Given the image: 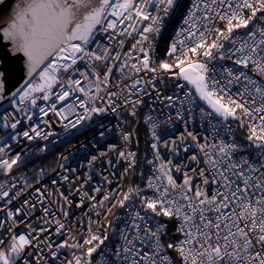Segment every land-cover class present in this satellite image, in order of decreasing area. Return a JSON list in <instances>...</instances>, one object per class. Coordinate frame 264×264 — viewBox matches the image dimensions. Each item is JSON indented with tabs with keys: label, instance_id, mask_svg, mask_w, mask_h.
<instances>
[{
	"label": "snow or ice",
	"instance_id": "6c2138e0",
	"mask_svg": "<svg viewBox=\"0 0 264 264\" xmlns=\"http://www.w3.org/2000/svg\"><path fill=\"white\" fill-rule=\"evenodd\" d=\"M153 3L154 0H19L7 20L0 17L3 20L0 23V200L4 202L0 205V212L4 213L0 217V231L4 233L0 236V264H42L49 257L55 264L61 249L82 246L66 242L53 246L50 236L44 234L55 231L63 235L70 230L55 218L57 214L52 207L59 209L64 220L69 218L72 207L84 209L85 199L95 202L91 208L106 207L109 195L97 200L87 191L82 193L85 182L93 180L91 173L70 180L68 175L57 172L50 182L54 188L45 185L35 189V202L27 197L21 200L22 189L13 191L17 188L16 174L21 166L50 153V144L59 143L49 140L56 133L41 127L51 128L52 122L44 119L49 113L61 117L63 131L68 134L66 140L74 134L73 130L79 131L84 122L91 121L92 114L113 113L121 124L126 119L125 112L137 118L138 110L146 104L144 97L152 93L139 87L142 79L133 80L126 69L137 75L142 71L157 74L162 70L169 74L168 78L183 79L194 86V93L163 94L156 87L155 78H150L155 98L148 104L150 111L144 114V123L153 130L151 148L156 160H160L158 144L177 157L189 153V138L199 147L204 159L192 153L176 164L171 159L162 161L159 168L153 160L146 161L152 165L153 172L146 180L144 173L139 172L144 187L129 186L123 198L111 202L104 213L107 219L117 205L125 209L126 214L117 218L121 221L120 228L113 230L115 243L105 244L109 240L107 234L92 232L91 224L99 222L88 218L85 227L89 238L83 244L89 247L83 264H93L94 254L99 257L95 264H264V0H195L183 19L187 30L176 33L184 35L189 43L185 45L184 40L172 43L165 54L173 57L175 63L157 62L152 55L155 49L145 33H161L164 16L173 8L179 9L180 4L178 0H158L164 5V16H160L149 10ZM197 11L202 13L203 23L191 31ZM133 12L142 20H136ZM124 21L129 23L125 25ZM145 21L148 23L144 24ZM217 21L223 22L224 27H216ZM117 22L122 25L119 30ZM136 24L143 26L136 28ZM129 28L138 32L140 38L122 55L111 42L123 47L124 40L116 37L130 36ZM213 35L209 42L208 36ZM142 41L147 42L146 47L141 46ZM137 50L140 55L133 56ZM201 56L205 59H193ZM129 59L138 63H129ZM225 60L231 61V65L223 63ZM18 65H23L19 76ZM115 73L120 75L113 81ZM37 76L40 83H34ZM127 80L132 83H126ZM184 87L176 85V89ZM98 100L103 106L97 104ZM38 101H43L47 108L38 105ZM156 102L169 110L168 119L175 117L183 121L185 134L171 141L161 140L154 131L158 127L152 115L157 111ZM33 110H38L39 115L35 123H30L36 115ZM66 113L76 118L69 120ZM210 116L220 119L209 121L210 128L202 142L188 125L196 123L197 118L204 120ZM229 118L248 128L247 145L236 143L234 138L226 142L225 137L231 136V126L224 122ZM245 118L252 123L245 125ZM97 127L96 135L102 140L110 129L102 121ZM135 135L136 129L132 128L122 132L121 139L127 146ZM209 140L212 142L208 143ZM117 147L107 144L90 156L87 167L93 169L98 160L102 165L115 167L111 159H105L115 152L116 163L123 161L125 165L123 175L136 174V152L127 147L117 151ZM62 159L67 161L69 156ZM60 168L77 171L65 168L63 163ZM173 172L181 173L179 182ZM46 174L41 168L37 183L39 176ZM75 180L80 183L70 190L79 194V200L74 203L59 185ZM91 191L100 193L102 189L97 186ZM57 196L64 201L63 205ZM16 200L20 201L19 206L9 207ZM36 212L41 215L35 216ZM33 216L38 222L35 227ZM51 224L57 227L45 226ZM21 225L26 232L16 231ZM112 228L109 221L106 229ZM75 264H82L81 258H75Z\"/></svg>",
	"mask_w": 264,
	"mask_h": 264
},
{
	"label": "built area",
	"instance_id": "2783aa9c",
	"mask_svg": "<svg viewBox=\"0 0 264 264\" xmlns=\"http://www.w3.org/2000/svg\"><path fill=\"white\" fill-rule=\"evenodd\" d=\"M180 4V8L176 9L173 8L167 16H164V13L162 12V9L164 7L163 4H159L158 0H154V3L149 6V10L152 11L154 14L164 16V24L162 26V31L159 34L155 33H145V35L149 36V40L152 43L153 48L155 49L154 53L152 55L154 56V59L159 62L160 60H167L169 63H175V60L173 57L166 56V52L169 51L170 45L172 43H176L177 41L184 40V35L177 36L176 33L179 32L181 29L187 30V25L183 24V19L186 18V14L189 10V7L191 4L195 2V0H178ZM133 15L136 17V20H142V17L133 12ZM202 13L200 11H197L192 23L195 25L191 29V31H195L196 28H200L203 21H201ZM109 19H115L114 17H109ZM118 23V30L122 25ZM128 21H124V24H128ZM144 24L148 23L147 21L143 22ZM143 24H136V28L142 27ZM216 27L223 28L224 24L223 22L217 21ZM241 32L244 30L241 29ZM128 32L131 33L130 36H117V40H124L123 47L119 46L116 41H112V47L115 49H118L121 54L123 55L125 52H127L129 49H131L132 45L135 43L136 39H139L138 32L132 31L131 28L128 29ZM208 41L211 42L212 39H214L213 36H208ZM105 43H108L105 41ZM189 41L184 40V44L187 45ZM147 42H143L141 46L146 47ZM225 45L227 46V42H225ZM178 49L181 48V45L177 43ZM184 51H187V48H183ZM133 56H139V51H135L132 53ZM179 55V51L177 53ZM205 59L204 57H193V59ZM129 63H138V61H134L132 59H129ZM223 63L231 65V61L225 60ZM83 67V65H81ZM174 71L178 72V69H174ZM126 73L128 76H131L132 79H142L141 85L139 87L146 88L150 93H152L150 96H145L144 99L146 101V104L142 106L138 110V117L133 118L127 115V112L124 113V117L126 118L124 123L121 124L120 121L117 119V116L113 113H107L105 115H95L92 114V120L88 122H84L83 126L79 129V131L73 130L74 134L71 135L70 139L66 140V137L68 134H66L63 131L62 123H61V117H57L52 113H49L48 117H44L46 120H50L52 122V126L49 129L47 125H41L45 129V131H52L53 133H56V136L49 137V140H59V143L56 144H50V147L52 148V151L50 153H47L43 156H41L39 159H35L28 164L21 166L19 172L16 174V184L17 188L13 189V191L17 190H23L24 195L20 197V199H24L27 197L30 201L35 202L37 197L35 195V189L36 188H43V186L47 185L49 188H54L53 185H51V179L53 176L57 174V172L60 173V175H68L70 177V180L73 177L80 176L81 174H87L91 173L93 176V180L90 182H85L84 188L82 189V193L84 191H87L90 193V195H95L97 197V200H100L103 195H109L110 201L105 202L106 207L100 208L97 206L96 208H91L90 205L92 203H95L93 201H88L85 199V208H77L72 207L69 212V218L67 220H64L62 216H60L59 209L56 207H52L51 210L56 212V219H60L62 223L66 225L67 228H69V231H65L63 235H58L53 231L51 234L45 233V236H50V241L55 246L56 244H59L61 242H66L67 244H81L82 246L79 248H71V247H65L60 250V258L55 261V264H66L68 260H72L73 264H75V258L79 257L82 260V264L84 261L87 260V257L85 255V251L89 247V245L83 244V240L89 238L87 227H85L86 222L88 221V218L91 217L93 221H98L99 223H93L91 224V231L95 232L97 234H105V228L109 221H112L113 228L112 229H106L107 235L109 236V240L105 241V244L111 245L112 243H115V239L113 237V230H118L121 226L120 219H117L118 217L122 218L126 212L125 209H122L117 205V207L112 209V214L107 216V219H105L104 213L107 211V206L110 205L111 202L116 201L118 199L123 198V193L127 192V189L129 186H134L139 184L141 188L144 187V182L141 179L139 172L144 173V180L148 178L149 175L152 174L153 168L152 165L146 163L148 160H153L155 162V165L157 168H159V165L162 161L166 162L167 160L171 159L173 164H176L178 161H181L185 158V156L190 155L192 153H195L201 160L204 159L203 153L200 152L199 147H196V143L191 141L190 138L187 140V143L190 145L189 153H182L179 157L172 155L168 149L164 148L161 144H158V151L160 153V160H156L154 150L151 148V144L154 142V139L152 137V131L148 125L144 123V114L148 113L150 111V108L148 107V104H151L154 101L155 98V92L152 90V85L149 83V79L154 77L156 80V87L163 93V94H171L174 91H179L181 93L185 91H191L195 92L191 85L187 84L183 81V79H176V78H168L169 74L161 72L157 74L153 73H145L141 72L139 75H137L133 70L126 69ZM119 73H115L112 77L113 81L119 78ZM164 78V82L161 83V79ZM34 83H40L39 77L37 76L34 80ZM126 83H132V80H127ZM177 84H183L185 87L183 89H176ZM110 91H116L115 88H110ZM56 91V89H54ZM39 95V94H34ZM95 95V93H93ZM101 95H105L104 93H101ZM87 102L86 97H82ZM183 99V96H181ZM51 103V102H49ZM202 106L205 108L207 107L204 103L199 102ZM97 104L100 106H103L102 101H97ZM38 105L44 106L47 108V105L44 104L43 101H38ZM58 108L60 105H57ZM156 108L157 111L153 112L152 115L154 118H156L158 127L154 129V131L157 133V135L161 138V140H168L171 141L175 138H178L181 136V134H185V126L183 121L176 120L175 117H172L171 119H168V113L169 110L167 108H164L163 105H161L159 102H156ZM160 109H163L160 111ZM36 115L33 117V121L30 123H35L37 120V116L39 115L38 110H33ZM77 111L83 113L82 109H77ZM210 111V109H209ZM69 116V120H74L76 117L75 115L71 113H66ZM23 115V114H21ZM237 115H240L239 111ZM220 118L210 116L207 117V119L200 120L197 118L196 123H192L188 125V128L196 133L203 142V137L206 135L210 128L209 121L217 122ZM138 120V122H137ZM103 122L104 126L110 129V131L106 134V137L102 140L98 138L96 133L99 131L98 125ZM64 123H67V121H64ZM226 124H229L231 126V136L225 137L226 142H232L233 138L234 141L238 144L247 145L249 142L246 139H242L238 133L237 130L234 128L233 119L229 118L228 121L224 122ZM245 125L248 123H252L247 118L244 119ZM255 123H259L257 120ZM27 127V125H25ZM132 128H140L145 130L147 137L144 140L143 145H138V147L135 146L134 139L129 145H125L124 141L121 139V134L124 131L130 130ZM247 135H249V130L246 127ZM137 133V131H136ZM138 134V133H137ZM99 140V143L97 144V141ZM208 143H211L212 141H207ZM39 143H48V141H39ZM97 145L96 147H93L92 145ZM107 144H115L117 145V151L123 150L125 147L128 148L129 151L136 152V161H137V168H136V174L129 173L128 175H123L122 169L124 168L123 161H120L119 163H116L118 160V157L116 156L115 152H110L105 159H111L115 163V167L111 166H105L100 163L98 160L96 163V166H94L93 169H89L87 167L86 161L90 158L91 155L96 154L100 149H104ZM19 151V149H17ZM71 154V155H70ZM239 155V153H238ZM69 156V159L67 161H64L62 157ZM65 165V168H75L77 169L76 172H66L62 171L60 168L61 164ZM189 166H191V161H189ZM43 168L45 172L47 173L44 176H39V183H37L38 173L40 169ZM103 172V176L100 175V173ZM174 178L177 179L179 182L181 180V173L173 172L172 173ZM104 176H107V180L104 179ZM7 179V178H5ZM86 180V175H85ZM26 182H28L26 184ZM164 183H166V178L163 180ZM80 183V180H75L74 183L69 182H61L59 185L60 190L63 191L66 195H70V199L75 203L79 200V194H76L74 192H71L70 190L75 188ZM161 183V181H157V184ZM101 187L102 191L100 193L92 192L91 189L93 187ZM81 193V194H82ZM149 194L151 195V191L149 190ZM57 200H59L60 205L64 204L63 200L59 199V196L56 197ZM3 201L0 200V205H3ZM20 201L16 200L13 202V205L9 207H15L19 206ZM137 205L139 204V201L136 202ZM85 212H87V215H85ZM99 213V215L97 214ZM4 213L0 212V217H3ZM41 215V212H36L35 216ZM35 216L32 217V223L33 226H37V221L35 219ZM161 221H165L164 217L159 218ZM79 222V223H78ZM46 227H50L52 229H55L57 226L55 224L51 225H45ZM172 224L169 223V229L171 230ZM18 232H26L27 229L24 228L23 225H21L19 228L16 229ZM4 233L0 231V236H3ZM103 247V246H102ZM99 257L95 254L93 256V264H95L96 260H98ZM42 264H52L51 258L47 261H42Z\"/></svg>",
	"mask_w": 264,
	"mask_h": 264
},
{
	"label": "water",
	"instance_id": "95a60500",
	"mask_svg": "<svg viewBox=\"0 0 264 264\" xmlns=\"http://www.w3.org/2000/svg\"><path fill=\"white\" fill-rule=\"evenodd\" d=\"M19 3V0H4L3 4H0V17H3V20H7L8 17L12 14L13 9L15 8L16 4ZM3 20H0V23H3ZM23 67V65L17 66V72L16 75H20L19 69ZM184 81V80H183ZM186 82V81H184ZM187 83V82H186ZM190 85V84H189ZM192 88L195 91V88L193 85H191ZM204 103V102H202ZM205 104V103H204ZM206 105V104H205ZM207 106V105H206Z\"/></svg>",
	"mask_w": 264,
	"mask_h": 264
},
{
	"label": "trees",
	"instance_id": "16d2710c",
	"mask_svg": "<svg viewBox=\"0 0 264 264\" xmlns=\"http://www.w3.org/2000/svg\"><path fill=\"white\" fill-rule=\"evenodd\" d=\"M233 123H234V128L235 130L238 131L240 137L244 140H246V137H247V131H246V127H241L240 124L236 121V120H233ZM137 133L135 135V138H134V143H135V146L138 147V145H142L143 144V139L141 138V135L139 133L142 132V130H140V128L136 129ZM138 141V143H137ZM140 142H142V144H140ZM105 234H107V230L105 228Z\"/></svg>",
	"mask_w": 264,
	"mask_h": 264
},
{
	"label": "rangeland",
	"instance_id": "374dc122",
	"mask_svg": "<svg viewBox=\"0 0 264 264\" xmlns=\"http://www.w3.org/2000/svg\"><path fill=\"white\" fill-rule=\"evenodd\" d=\"M136 129V128H135ZM140 130H142V132L141 133H139L140 135H141V138L143 139V144H144V140H145V138L147 137V134H146V132H145V130H143V129H140ZM142 142H140V144H142ZM142 144V145H143ZM87 251V250H86ZM86 251H85V253H86ZM95 255V254H94Z\"/></svg>",
	"mask_w": 264,
	"mask_h": 264
}]
</instances>
